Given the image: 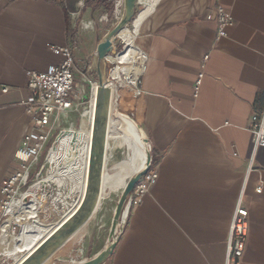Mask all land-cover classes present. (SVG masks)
Wrapping results in <instances>:
<instances>
[{
	"label": "crops",
	"instance_id": "crops-1",
	"mask_svg": "<svg viewBox=\"0 0 264 264\" xmlns=\"http://www.w3.org/2000/svg\"><path fill=\"white\" fill-rule=\"evenodd\" d=\"M79 3L0 0V87H8L0 92V187L18 166L14 155L29 130L26 71L58 63L52 48L69 46L76 88L87 98L97 40L92 46L89 23L77 25ZM217 5L233 19L219 38L210 14ZM135 44L146 55L142 92L124 109L148 137L157 177L129 198L119 240L100 264H224L240 197L249 221L240 264H264V147L248 169L247 129L264 110V0H157ZM47 263L56 264L54 256Z\"/></svg>",
	"mask_w": 264,
	"mask_h": 264
},
{
	"label": "rangeland",
	"instance_id": "rangeland-1",
	"mask_svg": "<svg viewBox=\"0 0 264 264\" xmlns=\"http://www.w3.org/2000/svg\"><path fill=\"white\" fill-rule=\"evenodd\" d=\"M142 7L143 4L136 3L133 18ZM122 8V0H82V3H79L80 12L76 14L77 25L80 24L82 26L85 23H89L87 25L89 28L87 29L91 31V34L88 38H92V46L94 45L95 38L98 42L100 34L105 33V30L116 22L122 12ZM127 25L131 28L132 21ZM119 45L120 43L116 45L114 50L120 48ZM108 65L107 63L106 69ZM95 90L96 88L93 87L90 91L89 85L86 86L83 93L87 94V98L84 100L83 98L81 99L82 103L78 110L61 115L59 126L52 133L37 164L33 167V174L29 179L30 181L21 186L20 192L30 189L35 193L34 201H36L38 215L41 220L37 225L40 228L52 226L54 229L58 223L77 207L84 194L88 151L92 136V108L94 99L97 97ZM121 90L133 95L132 91L124 87ZM118 108L131 115L127 111L128 109L120 108L119 102ZM116 134V130L111 128L109 121L108 130L105 132L108 147L105 150L102 176L99 179L102 195L90 218L88 232L86 233L82 226L78 230V238L82 237V233L84 234L81 239L76 238V233L68 239L64 244V249L59 254L54 255V261L56 263L75 264L84 260L85 257L92 254L106 242L113 209L121 193L109 187L111 185L108 180L110 177V169L114 165L125 163L131 155L127 145L122 146L119 144ZM53 152L54 154L52 155ZM50 155H52L53 163ZM49 172L52 173V177L55 176L53 180L48 178L50 176ZM45 178L48 179L44 180ZM34 179H43L49 184L44 187L43 184L45 182H40L34 186H29ZM61 183L62 185H60ZM37 192L41 194L39 197L37 196ZM29 198L30 196H27L25 200L28 201ZM44 199L47 201L44 207L41 208L40 206ZM7 215V213L1 215L0 223ZM121 227H123V223H121ZM53 229H48L49 232L47 233H50ZM9 231L12 234H16L19 231V226L11 223ZM46 231L43 232L41 229H35L27 237L28 240L26 239V242H20L18 258L13 259L11 256H4L2 257L3 260H0V264H16L19 262L43 238L44 234H47ZM20 232L24 233L21 230Z\"/></svg>",
	"mask_w": 264,
	"mask_h": 264
},
{
	"label": "built area",
	"instance_id": "built-area-1",
	"mask_svg": "<svg viewBox=\"0 0 264 264\" xmlns=\"http://www.w3.org/2000/svg\"><path fill=\"white\" fill-rule=\"evenodd\" d=\"M213 13V14H212ZM211 15L216 20V38L225 35L226 29L233 25V19L229 12L217 5L212 9ZM128 26V25H127ZM130 28V27H129ZM133 30V27H131ZM138 30L135 32V37ZM120 48L114 50L113 46L107 56L108 67L106 76L108 82L106 88L108 96L114 107H117V92L122 88L132 90L136 95L142 92L139 81L145 67L146 55L142 51L139 62L140 68L131 75L125 74L122 66L130 60L117 59L119 53L125 49V43L117 35ZM52 51L61 56L58 63L49 64L43 71H26V88L28 95L24 100L25 112L29 116V130L23 135L21 143L15 152L18 163L16 168L10 170L0 187V217L13 199L22 196L21 186L29 182L33 174V167L40 158L49 138L59 126L61 115L70 111H76L80 107L83 98L82 92L76 88L75 73L73 70V53L69 46H55ZM141 59V58H139ZM89 87L96 88V83L88 79ZM199 80L195 83L198 89ZM8 87H0L1 93H6ZM247 129L250 132L251 151L248 161V169L254 167V159L260 148L264 147V110L259 114H252ZM157 177L155 170L149 169L135 184L130 197H135L147 191L148 185ZM40 183V179H34L29 186ZM260 187L256 188L259 191ZM46 191V190H45ZM41 192V191H40ZM47 193V191H46ZM248 209L240 197L232 214L229 227L228 248L224 264H240L244 253L248 235ZM7 256L0 254L2 257Z\"/></svg>",
	"mask_w": 264,
	"mask_h": 264
},
{
	"label": "water",
	"instance_id": "water-1",
	"mask_svg": "<svg viewBox=\"0 0 264 264\" xmlns=\"http://www.w3.org/2000/svg\"><path fill=\"white\" fill-rule=\"evenodd\" d=\"M137 2L138 0H122L123 8L120 16L116 22L111 25V27H109L100 37L94 51L91 54L88 71L90 79L94 80L96 83V95L100 103V109L96 112L94 117L92 131L93 152L88 168L86 191L77 207L60 223H58L53 231H51L16 264H41L44 262L63 241L69 238L80 227V225L87 221L97 205L100 194V181L98 179V175L101 173L105 153V136L103 127L107 119L111 117L114 118L115 116L114 106L109 99L106 88V84L108 82V78L106 76L107 56L111 48L120 43L117 38L118 32L132 21ZM122 114L134 122L137 129L141 133L142 140L147 147L146 159L142 167L134 171L129 176L124 188L118 196L113 209L106 244L94 256L81 260L78 264H100L112 254L122 232L121 217L125 209L127 213L128 205L126 207V204L129 202L130 194L136 182L150 169L151 166L148 137L144 129L134 117L126 112H123ZM40 182L45 181L40 179ZM48 184L49 183L45 182L43 186L46 187ZM39 195L41 194L37 192L38 197ZM46 201V199L42 201V205L40 206L41 208L44 207Z\"/></svg>",
	"mask_w": 264,
	"mask_h": 264
},
{
	"label": "bare ground",
	"instance_id": "bare-ground-1",
	"mask_svg": "<svg viewBox=\"0 0 264 264\" xmlns=\"http://www.w3.org/2000/svg\"><path fill=\"white\" fill-rule=\"evenodd\" d=\"M156 1L157 0H138V3L143 4V7L140 9V11H138V14L132 20L133 30L131 28H129L128 26H126L118 32V36L125 43V49L121 53L118 54L117 59L118 60L119 59L130 60L129 63L122 66V70L125 74L131 75L132 73L137 72V70L140 68L139 62L142 60V57H140L139 54L142 53V50H140L137 47V45L135 44V42H136L135 32L139 29L140 23H141L142 19L144 18V16L148 12H150V10H152ZM108 58L111 59V57H109V56H108ZM139 58H141V59H139ZM129 91H132V90H129ZM129 97H132V95L129 94L128 92L126 93L125 91H123L121 89L117 92L116 98L118 99V102H119L121 109H124V104L128 103ZM89 104H90V102H89ZM92 109L93 110H92V118H91V130L93 131L94 117H95L96 112L100 109V103L98 101V97H96L94 99ZM114 110H115L114 111V114H115L114 118L111 117V118L107 119L105 124H104V127H103L104 128V136H105V132L108 130V123L110 121L111 128L116 130V133H117L116 135H117V138L119 140V144L122 146L127 145L128 149L131 153L129 159L125 163H123L121 165H118V164L114 165L110 169V177L108 180L110 181L111 185L109 187L112 188L113 190L121 192L122 189L124 188L125 184H126L127 179L129 178V176L134 171L141 168L142 165L144 164V161L146 159L147 147H146L145 143L143 142L142 135L139 132V130L137 129L134 122H132L129 118L125 117L122 114L124 111H122L118 108V104H117V107H114ZM107 145L108 144H106V136H105V140H104L105 150L108 147ZM54 152L52 153V155L54 154ZM92 152H93V143H92V136H91L90 144H89V151H88L86 187H85L84 193H85L86 188H87L88 168H89V165L91 162ZM52 155H50L51 158H52ZM104 156H105V153H104ZM52 163H53V158H52ZM103 164H104V159L102 162V168H103ZM57 168H58V166H57ZM49 174H50V176L48 178L53 180V177H55V176L52 177V173H50V172H49ZM101 176H102V169H101L100 175H98V179H100ZM48 178H45L44 180H47ZM36 184H34V185H36ZM60 185H62V183ZM21 193H23L21 197H19L17 199H13L10 202V204L8 205V207L5 210V212L8 215L0 223V254H5L7 256H11L13 259L18 258V255H19L18 252L20 251V249H17L13 245V242L16 239H22L23 242H25L27 237L29 235H31L35 229H41V230H43V232L47 230L46 233L49 232L48 229H50V228L53 229L52 226H49L47 228L46 227L40 228L37 225V223L41 222V220H40L39 215H38V208H37L36 201H34L35 200L34 191L30 190V189H26L25 191H22ZM101 195H102V191H100L99 199H100ZM27 196L28 197L30 196L28 201L25 200V198ZM127 205H128V202L126 204V207H127ZM93 213H94V211H93ZM93 213L91 214V216L93 215ZM125 214H126V209L123 211V214L121 217V223H123V221L125 219ZM91 216L87 219L86 222H84L82 225H80V227L69 238H67L65 241H63L58 246V248L41 264H46L48 260L53 258L55 253L58 252V250H60V248L65 244V242L68 239H70L80 228H82V226L85 225L84 227H86L87 222L91 218ZM11 223H15L19 226L18 233L12 234L9 231ZM20 230L24 233H21ZM48 234L49 233L44 234L43 238L40 241H42ZM78 263L79 262H77L75 264H78ZM56 264H59V263H56Z\"/></svg>",
	"mask_w": 264,
	"mask_h": 264
}]
</instances>
